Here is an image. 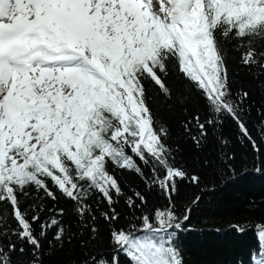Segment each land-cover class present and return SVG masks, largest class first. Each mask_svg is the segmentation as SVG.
Instances as JSON below:
<instances>
[{
    "label": "snow or ice",
    "instance_id": "6c2138e0",
    "mask_svg": "<svg viewBox=\"0 0 264 264\" xmlns=\"http://www.w3.org/2000/svg\"><path fill=\"white\" fill-rule=\"evenodd\" d=\"M253 174L264 0H0V264H264Z\"/></svg>",
    "mask_w": 264,
    "mask_h": 264
},
{
    "label": "trees",
    "instance_id": "16d2710c",
    "mask_svg": "<svg viewBox=\"0 0 264 264\" xmlns=\"http://www.w3.org/2000/svg\"><path fill=\"white\" fill-rule=\"evenodd\" d=\"M131 179V177H129ZM264 189V176L258 174L246 175L239 180L237 185L227 190V195L232 199H243L249 193H255ZM249 238L234 239L230 234L225 235L223 228L221 233L211 236L200 237L195 245L189 241V249H195V255H189L187 259H199L208 262L225 258V252L229 255L243 256Z\"/></svg>",
    "mask_w": 264,
    "mask_h": 264
}]
</instances>
